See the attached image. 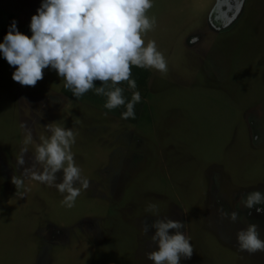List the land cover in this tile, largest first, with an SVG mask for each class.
I'll return each mask as SVG.
<instances>
[{"label": "rangeland", "instance_id": "obj_1", "mask_svg": "<svg viewBox=\"0 0 264 264\" xmlns=\"http://www.w3.org/2000/svg\"><path fill=\"white\" fill-rule=\"evenodd\" d=\"M41 3L0 0V43L13 20L31 37ZM152 4L146 15L156 24L143 38L156 42L168 71L148 68V96L132 124L121 118L126 106L108 110L94 90L78 100L63 92L50 67L34 87L14 82L15 67L0 53V264H154L155 229H142L157 217L185 224L194 253L180 264H264V252L241 251L236 239L248 223L264 239V211L242 202L264 193V0ZM22 123L33 142L19 166ZM51 123L76 133L71 150L90 181L72 208L54 185L24 175ZM13 175L24 180L22 197Z\"/></svg>", "mask_w": 264, "mask_h": 264}, {"label": "clouds", "instance_id": "obj_2", "mask_svg": "<svg viewBox=\"0 0 264 264\" xmlns=\"http://www.w3.org/2000/svg\"><path fill=\"white\" fill-rule=\"evenodd\" d=\"M152 7V0H42L37 13L31 17V37L20 32L17 21L13 20L0 43V53L15 67L13 81L22 86L34 87L43 79V70L50 67L76 99L94 90L96 95L107 98L106 109L126 106L121 118L135 119V105L141 102V94L133 91L131 100L126 102L124 89L118 85L127 82L129 89L137 88L135 79L131 78L132 66L152 68L162 74L168 71L166 58L157 49L156 42L149 40L145 45L143 38L156 24L155 17L146 15ZM95 81H100L101 86L96 87ZM20 127L26 134L17 164L24 166L27 145L33 142V137L26 124ZM45 128L52 134L48 138L40 137L34 162L24 168V175L42 184L54 185L61 194H66L61 203L72 208L81 189L90 187L71 150L76 133L55 123ZM37 165H43V170L37 171ZM61 172V182H57V174ZM11 182L22 197L23 193L18 190L24 187V180L13 175ZM242 202L247 209L255 207L257 213L264 211L256 207L264 205L261 191L247 193ZM147 211L158 212V207L149 204ZM221 213L232 222L240 218L237 211L229 213L221 209ZM184 228L183 221L170 218L157 217L151 225L145 222L142 231L147 235L150 229H155L151 242L157 246L147 253V258L154 264H180L182 258L191 259L194 247L191 238L182 231ZM236 239L241 251L264 252V239L260 238V229L255 223L239 230Z\"/></svg>", "mask_w": 264, "mask_h": 264}, {"label": "trees", "instance_id": "obj_3", "mask_svg": "<svg viewBox=\"0 0 264 264\" xmlns=\"http://www.w3.org/2000/svg\"><path fill=\"white\" fill-rule=\"evenodd\" d=\"M150 76H151V72L148 68H139L136 66H132V77L131 78L135 79V81L137 83V88L135 90L129 89L127 82H122L121 84L118 85L121 88H123L124 90H128L131 96H132L133 91H139L140 92L141 102L135 105L136 116L138 115L140 106L143 104V102L145 101V99L148 96V82H149ZM137 119L138 118L133 119V121H135ZM135 122H137V121H135Z\"/></svg>", "mask_w": 264, "mask_h": 264}, {"label": "crops", "instance_id": "obj_4", "mask_svg": "<svg viewBox=\"0 0 264 264\" xmlns=\"http://www.w3.org/2000/svg\"><path fill=\"white\" fill-rule=\"evenodd\" d=\"M64 86V85H63ZM101 86V85H100ZM63 88V89H62ZM61 88V90L63 91L64 90V87H62ZM64 92V91H63ZM64 95V97L66 98V99H69V98H74V99H76L74 96H72V97H70L68 94H63ZM80 99V98H79ZM76 100H78V99H76ZM63 104H64V102H63ZM127 121L130 123V124H132V122H133V119H131V118H129V119H127Z\"/></svg>", "mask_w": 264, "mask_h": 264}, {"label": "flooded vegetation", "instance_id": "obj_5", "mask_svg": "<svg viewBox=\"0 0 264 264\" xmlns=\"http://www.w3.org/2000/svg\"><path fill=\"white\" fill-rule=\"evenodd\" d=\"M229 1V0H228ZM230 5V4H229Z\"/></svg>", "mask_w": 264, "mask_h": 264}]
</instances>
